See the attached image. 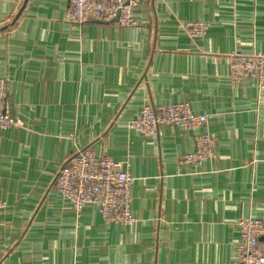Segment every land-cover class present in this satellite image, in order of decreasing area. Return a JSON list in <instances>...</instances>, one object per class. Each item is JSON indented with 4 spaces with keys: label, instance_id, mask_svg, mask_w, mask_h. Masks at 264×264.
Here are the masks:
<instances>
[{
    "label": "crops",
    "instance_id": "obj_1",
    "mask_svg": "<svg viewBox=\"0 0 264 264\" xmlns=\"http://www.w3.org/2000/svg\"><path fill=\"white\" fill-rule=\"evenodd\" d=\"M71 0H0V79L22 126L0 130V264H240L239 221H264V86L228 55H264V0H140L134 27L68 19ZM210 25L194 41L183 26ZM188 103L198 131L130 122ZM209 132L217 157L180 167ZM125 163L130 225L77 218L54 182L78 150Z\"/></svg>",
    "mask_w": 264,
    "mask_h": 264
},
{
    "label": "built area",
    "instance_id": "obj_2",
    "mask_svg": "<svg viewBox=\"0 0 264 264\" xmlns=\"http://www.w3.org/2000/svg\"><path fill=\"white\" fill-rule=\"evenodd\" d=\"M140 0H71L68 19L78 25L106 22L118 27H134V11ZM118 17V20L113 22ZM210 25L189 22L183 26L194 41L204 37ZM230 78L234 85L254 81L264 86V55L232 52L228 55ZM7 84L0 79V130L22 126L7 106ZM208 125V116L194 113L188 103L147 104L130 122V128L144 137H155L160 127L198 131ZM217 157L215 139L207 131L195 137V149L178 159L180 167H201ZM134 178L125 163L98 156L92 149L78 150L60 167L54 185L79 218L87 206H96L107 223L130 225L136 221L132 211ZM7 205L0 200V211ZM237 257L240 264H264V221L248 217L239 221Z\"/></svg>",
    "mask_w": 264,
    "mask_h": 264
},
{
    "label": "water",
    "instance_id": "obj_3",
    "mask_svg": "<svg viewBox=\"0 0 264 264\" xmlns=\"http://www.w3.org/2000/svg\"><path fill=\"white\" fill-rule=\"evenodd\" d=\"M118 20V17L116 18V19H114V21L113 22H115V21H117ZM261 240H264V238H262Z\"/></svg>",
    "mask_w": 264,
    "mask_h": 264
}]
</instances>
